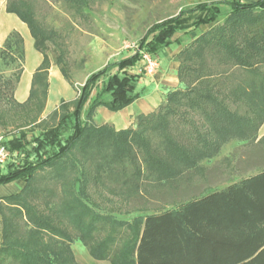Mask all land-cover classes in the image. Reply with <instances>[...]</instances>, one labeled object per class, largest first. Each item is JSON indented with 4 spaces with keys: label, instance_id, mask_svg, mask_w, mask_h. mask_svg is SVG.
Listing matches in <instances>:
<instances>
[{
    "label": "trees",
    "instance_id": "trees-1",
    "mask_svg": "<svg viewBox=\"0 0 264 264\" xmlns=\"http://www.w3.org/2000/svg\"><path fill=\"white\" fill-rule=\"evenodd\" d=\"M61 1L78 17H87L84 10L91 0ZM221 5L227 7L224 14ZM5 11L26 24L42 59L28 98L16 101L12 95L23 70L24 49L19 33L7 35L0 58L17 62V69L7 77L0 75V106L29 104L37 83L45 97L50 45L58 50L55 64L73 86L61 32L39 21L30 0H6ZM209 24L176 53L182 87L166 93L160 104L163 111L139 114L134 127L121 130L107 123L93 124L98 107L118 111L138 98L139 75L124 72L142 60V53L153 57L178 43L177 33ZM77 92L73 101H61L52 111L56 123L31 138L22 165L11 164L13 152L24 148L25 133L2 141L10 158L1 166L0 185L16 179L24 184L19 192L0 198V264H79L70 248L67 223L94 260L109 264H264V170L130 221L96 212L88 203L85 177L65 180L60 190L67 196L61 195L54 204L45 193H50L48 189L37 187L34 178L35 172L46 168L60 174L67 158L104 147L112 150L113 158L134 157L135 145L157 179L177 181L187 171L201 168L202 161L216 157L223 145L255 137L264 123V0H210L181 8L152 23L132 54L91 73ZM42 108L41 104L25 125L36 123ZM68 124L71 131L61 139ZM6 126L1 121L0 128ZM154 129L162 133V151L149 148L146 134Z\"/></svg>",
    "mask_w": 264,
    "mask_h": 264
},
{
    "label": "rangeland",
    "instance_id": "rangeland-1",
    "mask_svg": "<svg viewBox=\"0 0 264 264\" xmlns=\"http://www.w3.org/2000/svg\"><path fill=\"white\" fill-rule=\"evenodd\" d=\"M30 1L39 21L45 26L59 30L63 35L65 41L61 49L65 51L66 68L73 86H70L61 75L59 82L49 80L47 94L51 90V94L55 93L56 98L45 110L43 106L41 122L25 125L27 121H31L41 104L48 102L47 94L46 97L43 95L41 83L35 86V93L29 104L0 106V123L1 121L7 123L6 127L0 128L1 140L6 141L11 136L18 135L19 131L25 133V138L21 140L24 148L13 152L12 167L24 163L25 153L32 146L29 142L31 138L56 123L57 116L51 114V111L58 105L59 99L70 102L78 93L77 87L83 84L87 76L106 63L132 54L137 47L138 39L152 23L177 13L181 8L210 0H91L84 10L87 15L85 19L68 10L61 0ZM220 8L223 14L227 10V7L223 5ZM222 20L223 16H220L218 22ZM211 25L199 26L186 33H177L174 38L178 40V43L174 42L160 49L155 56L151 57L154 65L150 73L146 70L145 59L140 60L133 67L126 68L124 73L139 75L136 86L139 96H154L155 100H160L161 105L164 104L166 93L173 89L169 84L164 83L171 77L174 66L177 64L175 54ZM47 54L50 60L48 80L50 73L54 71L59 73V67L55 64V54H58V50L50 45ZM33 61V52L29 51V68ZM16 69L17 62L7 63L0 58V75L7 77ZM114 71L112 69L109 73ZM104 81L105 77L101 78L97 88ZM12 97L18 101L15 90ZM100 111L97 110L94 114L93 124L98 126L107 123L114 128L112 122L101 117ZM158 111L163 109L160 106L156 107L153 113ZM135 118L136 115L134 122ZM20 125L24 126L19 127ZM70 131L68 124L62 131L61 139ZM146 137L150 149L162 151V133L159 129L148 131ZM242 141L228 147L226 144L223 145V149H220L216 157L202 161L201 168L187 171L177 181L157 179L155 172L146 169L142 161V151L134 145L132 147L134 157L131 154L122 159L113 158V152L108 147L89 155L76 154L75 157L67 158L66 162H62L64 166L61 164L63 169L60 174L52 168L35 172V185L40 189H48L46 191L50 193H45L54 204L61 195L67 196L65 191L60 190L65 180L73 181L75 177H85L89 194L88 203H93L96 212L110 215L117 220L130 221L131 218L140 214L177 207L204 192L222 188L233 181L264 170V135L258 137L257 131L255 137ZM81 169H83L82 173ZM3 170L0 167V173ZM5 191V188H0V193ZM43 195L44 192L41 194V200ZM67 225L72 234L70 248L74 259L79 264H109L108 260H94L86 246L77 238L75 230L68 223ZM22 227H25L23 223Z\"/></svg>",
    "mask_w": 264,
    "mask_h": 264
},
{
    "label": "crops",
    "instance_id": "crops-1",
    "mask_svg": "<svg viewBox=\"0 0 264 264\" xmlns=\"http://www.w3.org/2000/svg\"><path fill=\"white\" fill-rule=\"evenodd\" d=\"M5 2L6 0H2L0 3V47L2 46L5 38L7 35L15 31L20 34L22 37L23 41V49H24V66L22 73L20 75L19 81L17 83L16 89H15V94L18 98V102L22 103L24 102L28 96H29V91L31 88V81H32V76L37 67L39 66L42 56L41 54L34 48L33 46V40L32 37L29 33V30L26 26L25 23H23L21 20L18 19L14 14L8 13L5 11ZM172 45V44H171ZM31 51L33 52L34 56V61L31 64V67H28V52ZM176 55V54H175ZM176 60V59H175ZM177 62V61H176ZM50 67V66H49ZM49 69V68H48ZM177 70H178V62L174 66V71L171 77L164 83L165 85H170L173 89L182 87V85L179 83L178 76H177ZM48 73V70H47ZM60 73V74H59ZM59 73L54 71L52 74L50 73V77L47 80V90L49 87V80H53L54 82H59L60 81V75L63 77L60 69ZM63 79L70 85L72 86L64 77ZM46 90V94H47ZM172 90V89H171ZM46 97V95H45ZM46 99H48V102H45L43 106L45 107L44 110L47 108L48 104H52L55 101L56 95L55 93L51 94V90L48 91ZM76 97V96H75ZM75 97L71 100L73 101ZM154 96L148 95L147 97L143 96H138L137 99H135L132 103L128 104L124 108L118 110V111H110L105 107H98L97 110H101V117L106 120L112 122L114 125L115 130H121L125 129L128 127H134L135 122H134V116L143 114V115H148L152 113L156 107H159L161 102L160 100H155L153 98ZM61 101H65L63 99H59L58 105L52 110H56L60 104ZM70 101V102H71ZM67 102V101H65ZM69 102V103H70ZM43 111V108H42ZM41 111V113H42ZM51 111V113H52ZM95 111V113H96ZM42 120L41 114L38 119V122ZM264 135V123L260 126L258 129V137H261ZM243 142L242 140H233L229 142V144H226V147H228L231 144H237V143ZM223 149V147L221 148ZM23 181L21 179H16L14 181L1 184L0 188H5L6 191L0 193V198L8 196L10 194H14L20 191V189L23 187ZM0 242H1V227H0Z\"/></svg>",
    "mask_w": 264,
    "mask_h": 264
},
{
    "label": "built area",
    "instance_id": "built-area-1",
    "mask_svg": "<svg viewBox=\"0 0 264 264\" xmlns=\"http://www.w3.org/2000/svg\"><path fill=\"white\" fill-rule=\"evenodd\" d=\"M142 59H145L147 61L146 70L147 72L150 73L154 65V63L151 60V56L148 55L147 53H142ZM9 158H10V153L0 137V167L3 166L5 163H7Z\"/></svg>",
    "mask_w": 264,
    "mask_h": 264
}]
</instances>
